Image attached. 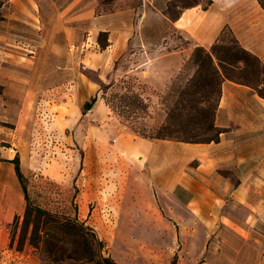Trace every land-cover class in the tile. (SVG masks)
<instances>
[{
	"label": "rangeland",
	"instance_id": "rangeland-1",
	"mask_svg": "<svg viewBox=\"0 0 264 264\" xmlns=\"http://www.w3.org/2000/svg\"><path fill=\"white\" fill-rule=\"evenodd\" d=\"M211 1L146 0V7L172 18L183 7H205ZM139 2L131 0L135 5ZM219 2L246 4L243 0ZM113 4L114 0H0V264H24L30 256L36 264H45L27 241L21 250L17 248L22 243L25 198L11 161L15 156L31 201L85 219L118 264H143L148 258L154 264H264V202H260V214L252 217L246 216L247 205H229L241 227L211 234L206 248L193 234H181L182 238L188 235L183 248L173 229L116 231L121 217L132 223L140 220L135 214L137 203L113 195L103 200L92 197L93 181H119L124 171L119 168L123 161L114 152H99L94 142L99 126L113 123L117 131L167 134L161 125L194 69L186 60L173 78L174 86L163 92L141 90L132 75L100 81L91 55L108 42L107 32L98 28L107 24L101 14ZM153 16L148 26L151 42L161 26L157 15ZM234 39L238 42L226 25L216 42L217 54L239 62L237 67L227 65V74L255 85L264 95V61L234 48L227 55L225 48L236 46ZM86 83L91 86L86 88ZM93 95L107 103L97 109L100 121L90 119L95 102L82 113L84 101ZM83 186L88 193L82 194ZM157 223L164 228L171 225Z\"/></svg>",
	"mask_w": 264,
	"mask_h": 264
},
{
	"label": "crops",
	"instance_id": "crops-1",
	"mask_svg": "<svg viewBox=\"0 0 264 264\" xmlns=\"http://www.w3.org/2000/svg\"><path fill=\"white\" fill-rule=\"evenodd\" d=\"M121 1L125 0H114L113 8L101 14L107 24L98 29L107 32L108 42L91 55L100 81L132 75L141 90L163 92L193 47L209 49L226 25L242 47L264 61V8L258 0H243L246 4L213 0L205 7H183L174 19L155 7H146L149 0H140L139 5ZM153 15L161 26L151 42L148 26ZM58 53L63 56L62 51ZM88 84L86 88L91 86ZM97 96L90 119L100 121L97 109L107 103ZM214 123L219 132L210 141L117 131L113 123L99 126L94 138L99 152H114L123 161L118 164L124 171L119 181H93L91 195L99 200L113 195L134 201L135 214L140 217L133 223L121 217L116 231L173 229L183 248L188 235L182 238L181 234H193L206 248L211 234L241 227L229 205H247L249 217L260 214V202H264V96L253 84L224 77ZM80 191L88 193L84 186ZM160 220L171 225L164 228L157 223ZM142 263L154 264L150 258ZM24 264L36 261L30 256Z\"/></svg>",
	"mask_w": 264,
	"mask_h": 264
},
{
	"label": "trees",
	"instance_id": "trees-1",
	"mask_svg": "<svg viewBox=\"0 0 264 264\" xmlns=\"http://www.w3.org/2000/svg\"><path fill=\"white\" fill-rule=\"evenodd\" d=\"M258 1L264 8V0ZM178 15L179 12L172 19ZM235 42L236 46L225 48L227 55L234 48L236 52L255 58L249 50L242 47L236 40ZM215 48L216 42L209 49L200 45L195 46L187 59L194 66L193 72L185 85L179 88L177 98L169 107L165 121L161 125L162 129L168 133L156 137L185 141H210L217 138L219 129L215 126L214 116L221 82L224 77L231 78L227 74V65L237 67L235 62L238 64L239 62L220 56ZM175 77H178V74ZM172 81L170 89L174 86V80ZM95 99V96H91L83 103L82 113L91 108ZM142 101L147 103L146 98ZM209 131L214 133L203 137ZM11 161L14 163L25 198L21 226L22 243L17 247L19 250L22 249L24 241H27L41 255L45 264H83L84 262L118 264L107 251L105 241L85 219L33 203L23 181L18 156ZM13 240L14 237H11V242ZM170 264L175 262L171 261Z\"/></svg>",
	"mask_w": 264,
	"mask_h": 264
}]
</instances>
